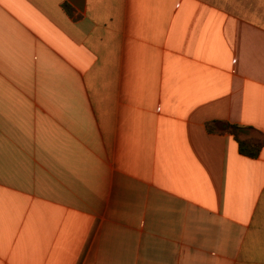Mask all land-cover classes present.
Here are the masks:
<instances>
[{"label": "crops", "instance_id": "0c3cea01", "mask_svg": "<svg viewBox=\"0 0 264 264\" xmlns=\"http://www.w3.org/2000/svg\"><path fill=\"white\" fill-rule=\"evenodd\" d=\"M229 125L264 134V0H0V264H264Z\"/></svg>", "mask_w": 264, "mask_h": 264}, {"label": "trees", "instance_id": "16d2710c", "mask_svg": "<svg viewBox=\"0 0 264 264\" xmlns=\"http://www.w3.org/2000/svg\"><path fill=\"white\" fill-rule=\"evenodd\" d=\"M66 9H70L66 6ZM211 130L210 125L208 126ZM253 128L243 127L239 125H229V132L235 137L238 142L239 151L242 155L249 158H257L264 148V134L254 132ZM256 134L258 136H254ZM251 136V137H249Z\"/></svg>", "mask_w": 264, "mask_h": 264}, {"label": "rangeland", "instance_id": "374dc122", "mask_svg": "<svg viewBox=\"0 0 264 264\" xmlns=\"http://www.w3.org/2000/svg\"><path fill=\"white\" fill-rule=\"evenodd\" d=\"M253 135H256V134H253Z\"/></svg>", "mask_w": 264, "mask_h": 264}]
</instances>
